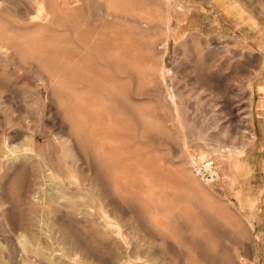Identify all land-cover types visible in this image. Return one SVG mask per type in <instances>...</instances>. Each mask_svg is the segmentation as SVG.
<instances>
[{"label": "bare ground", "instance_id": "obj_1", "mask_svg": "<svg viewBox=\"0 0 264 264\" xmlns=\"http://www.w3.org/2000/svg\"><path fill=\"white\" fill-rule=\"evenodd\" d=\"M5 1L6 0H0V6H2ZM47 1L48 0H31L30 3L33 12L31 14L28 12V34L21 37L6 35L5 37L0 38V88L5 87L6 82L10 79V81L24 80L29 86H34V88H37L34 84L36 83V80L42 81V85H40V95H37V93L27 87L28 90H26L29 92L23 97V100L26 106L33 109L37 116H40V121L38 120L39 118L37 119V121H39L37 128L40 129V133L43 134L46 132L52 135L51 138L54 143L53 145L57 149L53 155V157L55 156V159L52 158L51 152H40V148L39 150L37 149L38 146L36 145V139L38 133L35 132L34 128L27 124H22V126L21 123L18 124L15 120L13 121V119H7L5 106H0V109L2 110L1 112H4V118L2 117V119H7L6 121L8 123V134L7 137L5 136L6 138L3 139V144L0 149V183L8 177L9 171H14L12 172L11 178H9L13 181L12 177L16 174V170L28 169L31 181L29 184L22 187L21 191L16 193V195L22 196L27 203V209L24 210L25 213L23 214H32V216L36 218V224L38 223L36 226H38L40 230L44 229L43 226H47L50 221H53L54 224L60 222L68 228L70 225H73L75 229L71 230L69 228V230L73 231L72 233L74 235L77 233L76 230L86 229L87 227L96 230L100 234V226L103 225L110 227L112 225H109L106 220L107 215H105L106 213L102 210L101 203L103 202V199L99 198L101 195L96 196L97 192L100 193L103 191L104 194L106 193V197L103 198H108L109 201L115 205L120 202H129L133 199L142 201L146 208L152 210L150 215L144 213L146 215L144 218H149L147 221L155 228V231L152 232H155V235L159 238L161 236L162 238H168L167 242L170 240V243H173V245L176 246L178 253L186 251V248L183 250V246L181 247V244L178 243L180 239L177 240L173 229L170 227L172 220L176 217L180 219L183 218L185 221L183 224L191 227L190 230L192 231L191 235L193 240L197 239L195 240L196 242L202 241L203 244H201L208 250L206 251L207 253L215 252L216 254L217 252L222 251L223 254L225 253L227 255V249H225L224 246L221 247L217 244L219 240L215 242L212 235L210 236L211 232L209 233L208 225L204 224L198 217V214L201 217H206V221H209V223L211 219V223H213V220L215 219L217 225L220 224L222 227L228 225L229 228V224L235 221L234 217H230L231 215H226L231 218L230 222L221 217L218 211H216L218 212L217 215L212 213V205V209L210 208L211 210H209L208 207L210 206L207 207L206 202L204 203L202 200L203 198L199 196L200 191L198 190L199 193H197L198 191L195 190L196 188L191 185L193 183L192 181H194L195 177L200 173L199 166L201 164V159L196 158L193 154H183V147H187V145L190 146L189 143L194 141L189 142L184 135V129H187L184 125L185 122H183L185 118L182 116L184 109L183 98L184 95L186 97L188 95L179 92L177 89L176 85L179 83H175L174 77L176 72H173V69L175 70L176 68L173 67L172 70L171 68L150 70L152 67L150 68V66H146L147 63L145 62H143L144 65L146 68L149 67V69H145L142 65L140 66L143 68L135 67V56L132 53V51L134 52V49L131 50L132 46L129 40L114 36H110L109 38L103 37L101 35V30L104 31L103 28L98 32H95L94 35H91L90 31L83 23L72 22L71 28L67 30L68 33H71V39H63L48 35L51 31L50 27H52V25L55 26L57 23H55V20L51 16V12L47 10ZM57 1L60 2L59 0ZM3 9L5 10V8ZM60 14L71 18L75 16V10L64 9ZM56 29L59 32L66 31L61 29L59 24ZM0 33H2V29ZM58 47H60V50H58ZM160 53L161 52H159V55L161 56ZM155 55L157 56L158 54ZM157 58L156 60L158 63L159 58ZM174 58H176V56ZM167 60L168 57L166 61ZM170 60H172L171 62L173 64V60L175 59L172 58ZM171 62H169V64ZM25 63L28 64L27 66L30 68V71L26 73L30 77L28 76L27 78L26 76L22 77L18 73V70L24 67ZM191 63L193 69L194 60ZM200 66L204 69L202 65ZM162 67H164V65ZM201 67L200 70L202 69ZM197 68L199 69V67ZM197 68L195 65L196 70H198ZM184 70L185 69H183V71ZM200 72H197L196 75ZM6 76L10 78L7 79ZM209 76L211 77L212 75H208V77ZM180 80L181 79H179L178 82ZM217 81L218 80L215 82ZM207 82L211 83L210 80L206 81V83ZM178 88L180 87L178 86ZM27 91H25V93ZM223 93L224 91L222 94ZM135 96H143L145 102L141 104H137L135 101L133 102ZM151 98H160L162 100V105L165 106L163 108L161 105L162 110L164 109V112L167 114L165 119V116H162L163 118L153 117L151 111L148 110L146 107V101L151 100ZM227 104L229 103L227 102ZM232 107H226L228 115L227 120L229 122L232 121ZM238 109L240 111L239 107ZM155 110H157V108ZM130 115H133L134 118L131 119L129 117ZM168 121H171V124H168ZM170 130H172L173 133L176 132L175 134L179 133L181 135V141L178 143V150L177 148L175 149L176 153L178 151L179 154L176 156V160H174L172 164L174 168L165 169L163 167L164 164L161 163L159 158H153L148 154V151L143 150L142 146L136 145L133 136L137 137L139 134L142 136L143 134L148 133V135L154 136L160 144H162V142L169 143L172 137L169 135ZM196 135L200 140L208 141L206 140L207 136H203L202 133ZM177 137V135L176 139L174 137V145L179 138ZM194 143H191V146ZM241 148V145L233 143L229 146H220L215 150H217L216 152L218 155L227 157L230 166L246 170L249 167L247 154L242 152ZM169 153L167 158L171 155H169ZM239 158H243V161H240ZM185 166H187V169L183 171ZM82 168L87 171V178H82L78 175V170ZM86 171L82 172L85 173ZM201 179H203V177ZM5 183L7 185V182ZM9 188H6L9 191H7L8 193H6V195L10 194L8 195L9 198L13 199L14 192L12 194V191H10L11 189ZM92 188H97L98 190L95 192L96 194L94 193L95 196L92 194ZM203 190L205 189L203 188ZM204 193L205 192L203 191L202 195H206ZM183 199L184 201H191V204H183L178 208H174L177 206L173 207V203ZM96 203L100 206L96 207ZM138 207L136 206L135 208ZM16 210H18V208H16ZM18 217L19 216H17V218ZM33 222L34 221L32 220V223ZM144 223H146V221H144ZM173 223L176 224L174 221ZM151 224H146V226L149 225L150 227ZM173 227H175V225ZM127 228H125V230ZM131 228H128V230ZM154 228L151 230H154ZM227 228L225 230L223 227L225 231L230 230H227ZM30 230L31 229H29V231ZM48 230L49 229H47V234H50V230ZM54 230L57 231L58 229ZM232 231L236 230L232 229ZM109 232L111 231L109 230ZM30 233L31 232H29V234ZM53 233L55 232L52 230V234ZM115 234V236H119V233L117 234L115 232ZM231 234L233 233L231 232ZM120 235L122 237V234ZM237 235L235 236L237 237ZM123 236L125 237V235ZM44 238H47V236ZM189 238L191 239L190 236L188 239ZM27 240L31 241L32 239L27 238ZM47 240H49V238ZM61 240L64 241V239L60 238V241ZM84 240L88 241L86 238ZM90 240H92V238ZM128 240L130 239L125 241L127 242ZM137 241H139V239ZM24 242L25 239L23 237L22 244L26 247L30 246L28 242V245ZM72 242L74 241L71 240V243ZM111 242L113 245V255L107 260H102L101 263L98 262V258L94 254L85 250L81 244L78 243L79 245L73 246L70 245L71 243L69 244V240L67 243L60 244L58 249L53 248L54 244L52 243L53 245H51V247L53 250L49 249L50 251H48V246L50 245H47V247L40 250L36 249L38 251H35V248H33L34 250H27V248L26 252L34 253L36 258L38 255V259H40V261L37 259L39 264H66V261L67 264H87L84 260L87 259V257H90L88 258L90 259V264H167V261L164 262L162 258L157 256L158 250L156 252V250L151 247L150 249L152 250L149 249L148 256H146L144 255V252L148 248L145 249L144 246V252L141 253V250L139 252L134 246L133 250L130 251L128 244H125V242H123V244H125L124 246L123 244L120 245V243L118 245L115 242L113 243V241ZM36 244H33V247L34 245L38 246V243ZM94 244L95 243L92 245ZM132 244L134 243L132 242ZM136 244L138 243H136L135 240L134 245ZM175 246L172 247L175 248ZM194 246L198 247L199 245L197 244ZM30 247H32V245ZM199 247L201 248V246ZM23 248V251H25L24 246ZM201 251L202 248L200 253ZM188 252L189 251H187V253ZM21 253V255H26L25 257H22V261L21 257L19 258L21 263H38L30 261L29 257L27 258L28 253ZM187 253L184 252L182 254V257L184 256V259L181 257L183 260L182 264H198V261L190 260L191 258H188L189 256H187ZM222 253L221 257H224ZM12 254L15 256L17 253L13 251ZM217 255L219 256L220 253H217ZM193 256L195 257V255ZM33 257H31V259ZM142 257H145V259H142ZM219 259L220 258H218V261ZM227 260H225V263ZM217 263L220 264V262ZM229 264L231 263L229 262Z\"/></svg>", "mask_w": 264, "mask_h": 264}, {"label": "rangeland", "instance_id": "obj_2", "mask_svg": "<svg viewBox=\"0 0 264 264\" xmlns=\"http://www.w3.org/2000/svg\"><path fill=\"white\" fill-rule=\"evenodd\" d=\"M59 1L60 2H58L57 0H48L46 6L47 10L51 12V16L55 20V23H57L55 26L57 27V25L59 24V27L66 31L59 32L57 31L56 27L52 25V27H50L51 31L48 33V35L60 37L63 39H71V33H68L67 30L71 28L72 22L83 23L84 26L90 31L91 35H94L95 32H98L99 30H101V28H103L104 31L101 30V35L103 37L109 38L110 36H114L117 38H126L129 40L132 46L131 50L134 49V52L132 51V53L135 56V67L137 66L143 68L140 66L142 65L145 69H149V67L146 68V66H150V68L152 67L150 70L165 68H171L172 70L173 67L176 68L175 70L173 69V72H176L174 77L175 83H179L178 85H176L177 89L179 92L188 95L187 97L184 95L183 98V108L185 110L183 109L182 116H184L183 118H185V121L183 120V122H185L184 125L187 129H184V135L189 142H195H190V146L187 145V147H183V154H193L194 156H196V158L201 159V164L199 166L200 173L195 177L191 185L196 188V191H200V193L199 191L197 193H199L200 195H198L203 198L202 200L204 201V203L206 202L207 207L210 206L208 207V209H214L211 210L212 213L217 215L219 212V215L221 217L230 222L231 218L226 215H231L230 217H234L235 220H232V224H229L230 228L228 227V225L223 226L225 230L227 227V230L230 229L228 231H225L220 224H216L215 219L213 220V223H211V219L210 224L209 221H206V217H201L198 214V217L202 220V222L208 225L209 233L211 232L210 236L212 235L215 242L219 240L217 244L221 247L224 246L225 249H227V255L225 253L223 254L222 251L217 252L218 254L220 253V257L217 255V253L215 254V252L207 253L206 251L208 250L204 248V245H202V241L196 242L195 240L197 239L193 240V237L191 235L192 231L190 230L191 227L183 224L185 223L183 218L180 219L176 217L177 219L175 218L174 220H172L170 227L171 229H173L177 240L180 239L178 243L181 244V247L183 246V250H185L184 248H186V251L184 252L187 253V251H189L187 253V256H189L188 258H191L190 260L192 261H198V264H218L217 262H220V264H229V262L231 264H264V155L256 154L255 159L250 163V158L252 156L248 154V152L254 149L252 146V119L255 113L254 84L263 65V58L260 56L259 51L263 49L264 45V0H255V2L257 1L255 11V14L258 17L257 24L250 25L248 22L246 25L242 24L243 21H246L245 17L243 16V19L240 20V25H224L222 27L223 29H221L223 35L220 36V38L214 35L212 36L211 34H214L216 32H208L206 31V27L186 24L193 20L195 14V12L191 10L189 1H186L184 3L179 0ZM30 2L31 0H6L4 4L0 6V31L2 29L0 38L5 37L6 35L21 37L28 34V12H30V14L33 12V8ZM241 4L242 6H244V3ZM3 8H5V10ZM64 9H74L75 16L70 18L61 15L60 13ZM58 50H60V47H58ZM159 52H161V56L159 55ZM154 53L159 55V59L157 58L158 55L156 56ZM166 56L168 57V60L172 58L175 59L173 60V64L171 62L172 60H167L168 62L166 61ZM175 56L176 58H174ZM156 58L159 60L158 63ZM192 59L194 60L193 69L191 63L193 61ZM143 62L147 63V65L145 66ZM169 62L171 63L169 64ZM27 65L28 64L25 63L24 67L26 68L22 67L21 69H19L20 71L18 70V73L22 77L26 76V78L29 76L26 73L30 71V68ZM163 65L164 67H162ZM195 65L196 68L199 67V69L197 68L199 71L195 69ZM200 65H202L203 67L205 65L204 69ZM200 67L203 69H201L203 73L200 70ZM183 69L185 70L183 71ZM196 71H201L200 73L202 74L199 73L196 75ZM208 75H212L211 77L213 78H211L210 76L209 78ZM6 78L9 79L10 77L6 76ZM178 78L181 79L179 82ZM208 78L211 81V83L209 82L210 84L208 82V84L206 83V81H209ZM10 80L6 82L5 87L0 88V106H5L7 119H13V121L15 120L18 124H27L34 128L35 132L38 133L36 139V145L38 146L37 149L39 150L40 148V152H51L52 158L55 159V156L53 157V155L55 154L57 149L53 145L54 143L51 138L52 135L46 132H44L43 134L40 133V129L37 128V124H39L40 121V116H37L33 109L26 106L23 100V97L29 92L27 91L28 89H32V91L37 93V95H40V85H42V81L38 80V82L36 80V83L34 84L37 86V88H34V86H29L24 80ZM216 80L218 81L215 82ZM213 81L215 82V84ZM20 82L23 84H21ZM24 84L26 85V87ZM178 86L180 88H178ZM25 91L27 92L25 93ZM223 91L224 93L222 94ZM134 101L137 104L145 102V100H143V96H135L133 102ZM161 102L162 100L160 98H151V100L146 101V107L149 111H151L153 117L163 118L165 116V119L167 117V114L164 112V109L162 110L161 105L163 104V102ZM227 102L229 104H227ZM162 106L163 108L165 107L164 105ZM227 106H233V113L231 115L232 121L230 122L227 120ZM238 107L240 108V111ZM156 108L157 110H155ZM1 111L2 110L0 109V149L3 144V139H5L8 134V123L6 121L7 119H2V117L4 116V112ZM129 117L131 119L134 118L133 115H130ZM37 119L39 121H37ZM168 124H171V121H168ZM169 133L170 137H173H171L169 143L162 142V144H160L154 136H150L148 135V133L143 134L142 136L140 134L137 137L133 136V140H135L137 146H142L144 151H148V154L150 156H152L153 158H159L161 160V163L164 164V166H161H163L165 169H173L174 167L172 164L174 160H176V156L179 154L178 151L176 153L175 149L177 148L178 150V143L181 141V135L179 133L175 134L176 132L173 133L172 130H170ZM198 133H202L203 136H207L206 140L208 141H202V139L200 140L199 138H197L196 134ZM176 135L179 138L177 137V143L175 142L174 145ZM191 143L194 144H192L191 146ZM233 143L241 145L242 152L245 151V153H247V161L249 167L246 170H242L235 166H230L227 157L218 155L216 152L217 150H215L220 146H229ZM168 153L169 155L171 154L169 158H167ZM164 157L167 159H165ZM242 159L243 158H239L240 161H243ZM209 161L211 162L210 164ZM186 169L187 166L183 168V171H185ZM82 171L86 170L83 168L79 169L78 175L82 178H87V171L85 173ZM12 172L14 171H9L8 177L0 183V264H23V262L21 263L22 257H25L26 255H21V252H25L27 254V248V250H34L33 248H35V251H38L36 249L40 250L47 247V245H50L48 246V251H50L49 249H58L60 244H63L65 242L67 243L68 240L69 244L71 243V240L74 241L70 244L73 246L81 244L85 250H87L91 254H94L98 258V262L100 263L102 260H107L113 255V245L111 244V241H113V243L115 242L118 245L119 243L120 245H122L123 242H125V244H128L130 251L135 247L139 252L141 250V253H143L144 248H148L144 252V255L146 256H148V250L151 247L155 249L156 252L158 250L157 256L162 258L164 262L167 261V264H182V259H184V256L182 257V254L184 252L181 251L179 252V254L176 246L173 245V243L171 244L170 240H168L167 242L168 238H162V236L159 238L157 237V235H155V232H152L155 231V228L150 222L147 221L149 220V216L147 217L148 219L144 218L147 214L150 215L152 210L146 208L142 201L133 199L129 202H120L116 205L113 203V205L108 198H103L106 197V193L104 194L101 190V192L98 193L97 188H92V194L93 196H95V192H97L96 196L101 195L99 198H102L104 202V204L103 202L101 203L102 210L106 213L105 215H107L106 220L108 221L109 225L112 224L110 226L111 228L113 227L112 229L109 226L108 228L107 226L102 225L99 227V234L96 230L87 227L86 229H81L82 231L79 229L80 232L79 230H76L77 233L76 235H74L72 233L73 231H71L75 229L73 225H70L69 228L71 230H69L66 225L60 222H57L58 224H54L53 221H50L47 226H43L46 230H40L38 226H36L38 223L36 224V218L32 216V214H23L25 213L24 210L27 209V203L22 196L16 195V193H19V191H21L22 187L30 183V172L28 171V169L16 170V174L14 175V177H12L13 181L12 179H9L11 178ZM202 177L203 179H201ZM5 182H7V185ZM5 187L7 189L10 187L9 189H11L10 191H12V194L14 192V198L12 197L13 199L9 198L8 195L10 194L6 195V193H8L9 191ZM203 188L205 190H203ZM203 191L205 192L204 194H208L207 196L209 197H207L206 195H202ZM175 203H173V207L177 206L174 208H178L183 204L190 205L191 201H184L183 199L176 201ZM99 206L100 205L96 203V207ZM136 206L139 207L135 208ZM15 207L18 208V210H16ZM216 207L218 208V210ZM144 213H146V215ZM17 216L19 217L17 218ZM32 220L34 221L33 223ZM144 221H146V223H144ZM173 221L176 222V224L173 223ZM52 224H54L55 227ZM146 224H151L152 226L150 225L149 227V225H147L149 228L148 229ZM174 225L175 227H173ZM127 227L132 228L128 230ZM231 227L236 231H232ZM125 228L127 229L125 230ZM153 228L154 230H151ZM29 229L31 230L29 231ZM47 229L50 230H48L50 234H47ZM51 229L55 233L52 234ZM54 229L58 230L55 231ZM108 229L111 232H109ZM118 229L120 230V232ZM29 232H31V235L29 234ZM115 232L117 234L119 233V236H115ZM231 232L233 234H231ZM120 234H122V237L124 239ZM52 235H56L57 237L55 236L54 238V236ZM123 235H125V237ZM188 235L191 237V239H188ZM235 235H237V237ZM22 236L25 239L24 243L27 244L28 242L30 246L32 245V247H26L24 244H22ZM46 236L47 238H44ZM131 236H133L134 238ZM27 238H30L32 240H29V242ZM48 238L49 240H51H47ZM60 238L64 239V241H60ZM85 238L88 241H85ZM91 238L92 240H90ZM137 238L139 239V241H137ZM121 239L123 240L120 241ZM127 239L130 240L126 242L125 240ZM141 239L143 240V243ZM43 240L46 242H44ZM53 240L55 243L53 242ZM135 240L136 243H138L136 245H134ZM157 240L159 241V243ZM91 242L95 244L92 245L93 243ZM132 242L134 244H132ZM36 243H38V246H36ZM140 243L142 246L140 245ZM33 244L36 245H34L33 247ZM125 244H123V246ZM193 244H198L199 246H201V253V248L199 246L195 247ZM51 245H53L54 247L52 248ZM23 246L25 247V251H23ZM172 246H175V248H173ZM199 248L200 250L198 251ZM101 249L104 250L102 251ZM204 250L206 253L204 252ZM13 251L17 253L15 256H13L12 254ZM29 253L32 255H30ZM29 253V256L27 255V258L29 257L30 261H35L36 263L38 262L37 264H39L40 259H38V255L36 258L34 253ZM221 253L229 261L224 257H221ZM193 255H195V257ZM20 257L21 261L19 259ZM31 257L33 258L31 259ZM88 258L90 257L84 259L87 264L90 261V259ZM218 258H220L219 261ZM142 259H145V257H142ZM225 260H227L228 262L226 261L225 263Z\"/></svg>", "mask_w": 264, "mask_h": 264}, {"label": "crops", "instance_id": "obj_3", "mask_svg": "<svg viewBox=\"0 0 264 264\" xmlns=\"http://www.w3.org/2000/svg\"><path fill=\"white\" fill-rule=\"evenodd\" d=\"M114 1V0H111ZM183 3L190 2L191 10L195 12L193 20L186 24H193L196 26L206 27L208 32H216L212 36L223 35L221 29L224 25H240V20L245 17L246 21L251 24L258 23V17L255 14L256 2L255 0H179ZM241 3H244L242 6ZM242 11V12H241ZM253 21V22H252ZM210 35V36H211ZM263 58V65L258 73V77L254 84V101L255 113L252 119L253 129V148L249 155L250 163L256 157V154L264 155V45L263 49L259 51ZM245 152V151H244ZM247 154V153H246Z\"/></svg>", "mask_w": 264, "mask_h": 264}, {"label": "built area", "instance_id": "obj_4", "mask_svg": "<svg viewBox=\"0 0 264 264\" xmlns=\"http://www.w3.org/2000/svg\"><path fill=\"white\" fill-rule=\"evenodd\" d=\"M211 162L209 161V164H210Z\"/></svg>", "mask_w": 264, "mask_h": 264}]
</instances>
